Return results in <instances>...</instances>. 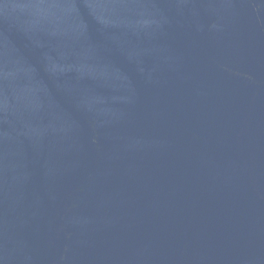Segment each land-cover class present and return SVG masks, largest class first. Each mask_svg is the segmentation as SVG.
<instances>
[{
    "label": "water",
    "instance_id": "1",
    "mask_svg": "<svg viewBox=\"0 0 264 264\" xmlns=\"http://www.w3.org/2000/svg\"><path fill=\"white\" fill-rule=\"evenodd\" d=\"M0 264H264V0H0Z\"/></svg>",
    "mask_w": 264,
    "mask_h": 264
}]
</instances>
